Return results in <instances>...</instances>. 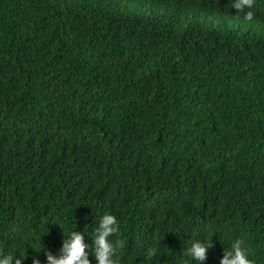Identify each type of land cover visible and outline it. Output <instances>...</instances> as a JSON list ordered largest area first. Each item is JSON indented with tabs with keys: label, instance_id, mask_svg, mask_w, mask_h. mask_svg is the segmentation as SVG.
Segmentation results:
<instances>
[{
	"label": "trees",
	"instance_id": "1",
	"mask_svg": "<svg viewBox=\"0 0 264 264\" xmlns=\"http://www.w3.org/2000/svg\"><path fill=\"white\" fill-rule=\"evenodd\" d=\"M0 0V252L264 264V0ZM212 239L203 262L183 256ZM157 254L146 257L147 248ZM40 249V250H39ZM39 250V251H37Z\"/></svg>",
	"mask_w": 264,
	"mask_h": 264
},
{
	"label": "clouds",
	"instance_id": "2",
	"mask_svg": "<svg viewBox=\"0 0 264 264\" xmlns=\"http://www.w3.org/2000/svg\"><path fill=\"white\" fill-rule=\"evenodd\" d=\"M254 0H233L232 8L237 13H243L246 21H252L254 13L245 11L253 7ZM120 224L117 218L111 214L103 215L94 229L92 254L97 264H120L119 258L116 256L117 250L125 246L122 240H117L115 244L110 241V237L118 235ZM212 239L203 241H193L189 246L183 248L182 255L190 258L192 261L203 262L207 259L208 249L212 248ZM89 245L84 241V234L75 230L71 231L62 241V247L57 255H53L50 251H45L46 264H91L89 260ZM40 250V249H39ZM37 250V251H39ZM157 254V249L149 247L146 250V257H153ZM27 255H20L15 258V264H24ZM14 255H4L0 252V264H13ZM32 264H41L38 257H32ZM219 264H253L248 259L246 250L242 247V241L236 240L230 247L223 249V256Z\"/></svg>",
	"mask_w": 264,
	"mask_h": 264
}]
</instances>
